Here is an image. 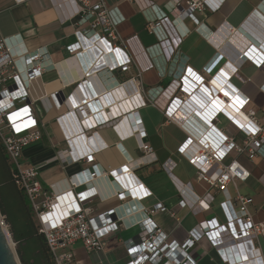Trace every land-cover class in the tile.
Returning <instances> with one entry per match:
<instances>
[{"label": "built area", "instance_id": "2783aa9c", "mask_svg": "<svg viewBox=\"0 0 264 264\" xmlns=\"http://www.w3.org/2000/svg\"><path fill=\"white\" fill-rule=\"evenodd\" d=\"M124 1L132 2L144 15L145 28L156 37L155 44L145 47L136 33L123 35L120 27L125 19L119 18L114 11L117 7L112 8L106 0H50L63 21L77 18V41L67 46L72 57L89 53L92 57L81 64V80H70L73 88L68 94L60 98L56 92L39 99L46 112L66 108L56 117L67 144L66 149L57 151V159L61 163L90 164L63 182L51 184L49 191L40 180L39 167L26 163L23 152L42 139L45 125L31 97V83L55 64L46 47L15 51L9 38H0V141L35 212L54 264H72V247L77 242L90 252H101L113 239H120L126 252V259L118 264H198L188 249L203 238L217 250L220 264H263L256 240L264 235V222L255 221L249 207L253 197L242 194L238 185L246 182L251 172L236 158L228 162L226 158L232 151L245 153L249 159L264 157V125L243 110L250 97L237 88L213 85L186 63L181 72L178 66L174 72L165 67L180 56L179 48L191 32L187 20L200 31L203 24L197 13L215 12L225 0H168L164 8L155 0ZM240 48L239 66L252 61L263 68L264 28L259 38L253 36ZM132 67L135 75L123 81L110 78L111 87L100 86L96 79L100 71L126 72ZM168 76L171 81L162 85ZM230 100L237 107L228 116L240 141L217 125ZM149 104L162 105L168 120L184 129L187 136L180 153L196 168L199 181L223 195L219 203L222 216L208 218L204 213L212 209L215 196L209 192L197 195L188 184L184 185L181 205L187 206L198 221L183 244L171 241L153 218L167 208L161 203L145 204L153 192L134 176L137 164L129 163L107 174L95 163L96 154L108 147L98 131L106 126L118 133L117 145L122 147V140L137 137L142 148L152 151L144 143L147 132L139 112ZM164 166L169 169L167 164ZM105 174L113 177V185L102 192L96 179ZM125 175H131L134 181L129 183ZM81 187L84 189L77 191ZM96 196L114 197L120 204L94 214L88 203ZM1 218L7 229L5 216L1 214ZM130 229H136V235L124 239L123 232ZM12 244L16 245L14 241Z\"/></svg>", "mask_w": 264, "mask_h": 264}, {"label": "crops", "instance_id": "0c3cea01", "mask_svg": "<svg viewBox=\"0 0 264 264\" xmlns=\"http://www.w3.org/2000/svg\"><path fill=\"white\" fill-rule=\"evenodd\" d=\"M106 1L112 8L117 7L114 11L119 18L125 19L120 27L123 35L136 33L145 47L156 43V37L145 28L144 15L132 2ZM167 1L155 0L162 8ZM197 17L203 24L200 31L197 30L198 26L194 22L187 20L191 32L179 48L180 56L165 67L174 72L178 66L180 67L178 71L181 72L186 63L205 81H212L213 85L230 84L237 88L239 92L250 97V102L243 110L253 114L264 125V89L262 88L264 67L259 68L252 61L239 66L237 57L242 45H246L253 36L260 37V31L264 28V0H225L219 10L197 13ZM79 28L77 18L63 21L50 0H27L23 3L0 0V38H9V43L15 51L23 49L33 51L46 47L55 64L31 83V97L36 101L37 112L45 125L42 127V139L25 148L23 152V160L26 163L39 167L40 180L48 191L51 184L63 182L64 179L90 166L85 161L61 163L57 159V151L66 149L67 144L56 117L64 113L66 108L62 106L60 109L52 108L46 112L39 102L41 97H48L56 92L62 98L73 88L71 79L76 82L81 80V64H86L92 54L72 57L67 49V46L77 41L75 31ZM160 66H164L162 61ZM235 67L238 69L227 77ZM135 72L134 67L126 72L119 69L113 73L100 71L96 79L100 86L111 87L110 78L123 81L135 75ZM171 79L170 76L165 77L162 85H167ZM145 89L148 90V86ZM160 100L164 102V98ZM161 106L149 104L139 109L147 132L144 143L152 147L151 152L140 146L137 137L122 140V147L117 145L120 142L118 133L112 127L106 126L98 128V131L108 147L96 154L95 163L104 168L107 174L126 164H137L133 171L134 176L153 192V196L145 200V204L152 206L161 203L167 208L153 215V218L169 235L171 241L183 244L188 238L189 230L198 221L187 206L181 205L183 200L181 189L184 185L188 184L192 192L197 195L203 196L209 192L215 196L212 209L204 213L208 218L215 215L222 216L219 203L223 195L206 182L198 180L196 168L179 151L187 133L178 124L168 120ZM225 106L226 111L219 116L217 125L224 133L234 135L237 141H240V134L228 116L235 111L236 102L230 100ZM238 117L244 120L242 116L238 115ZM234 158L251 172L246 182L238 184L239 191L253 197V203L249 206L250 211L255 221L264 222V157L261 155L249 159L245 153L232 151L226 161ZM164 164H167L169 169H166ZM125 176L129 183L134 181L131 175ZM112 181L113 177L105 174L96 179V186L100 191L106 192L109 191ZM83 189L81 187L77 191ZM230 191L235 194L232 185ZM119 204L117 198L102 199L97 196L88 203L94 214ZM124 233L134 236L137 230L130 229ZM256 246L260 249L264 264V235L258 237ZM117 249L122 250L123 259L111 260L110 253ZM72 251L74 253L72 264H118L126 259V252L120 239L111 240L101 252L88 251L82 242H77L72 247ZM188 253L198 264L221 263L217 250L206 238L190 247Z\"/></svg>", "mask_w": 264, "mask_h": 264}, {"label": "trees", "instance_id": "16d2710c", "mask_svg": "<svg viewBox=\"0 0 264 264\" xmlns=\"http://www.w3.org/2000/svg\"><path fill=\"white\" fill-rule=\"evenodd\" d=\"M0 213L5 216L21 264H54L35 212L17 181L0 141Z\"/></svg>", "mask_w": 264, "mask_h": 264}, {"label": "water", "instance_id": "95a60500", "mask_svg": "<svg viewBox=\"0 0 264 264\" xmlns=\"http://www.w3.org/2000/svg\"><path fill=\"white\" fill-rule=\"evenodd\" d=\"M0 264H21L0 220Z\"/></svg>", "mask_w": 264, "mask_h": 264}, {"label": "rangeland", "instance_id": "374dc122", "mask_svg": "<svg viewBox=\"0 0 264 264\" xmlns=\"http://www.w3.org/2000/svg\"><path fill=\"white\" fill-rule=\"evenodd\" d=\"M0 218H1V214H0ZM0 220H1V222L3 223V219L1 218ZM3 225H4V223H3ZM5 231H6L7 235H8V237H9L10 241L13 242V238H12V236H11V233H10V231H9V228H8V227H7V229L5 228ZM128 236H130V235H128L127 233L122 234V237H123L124 239L127 238ZM12 242H11V244H12ZM12 246H13L15 252H16V245H13V244H12ZM16 253H17V252H16ZM123 257H124V254L122 253V250H120V249L114 250V251H113L112 253H110V255H109V258H110L111 260H119V261H120L121 259H123Z\"/></svg>", "mask_w": 264, "mask_h": 264}, {"label": "bare ground", "instance_id": "6f19581e", "mask_svg": "<svg viewBox=\"0 0 264 264\" xmlns=\"http://www.w3.org/2000/svg\"><path fill=\"white\" fill-rule=\"evenodd\" d=\"M113 185V184H112ZM238 264V263H237Z\"/></svg>", "mask_w": 264, "mask_h": 264}]
</instances>
